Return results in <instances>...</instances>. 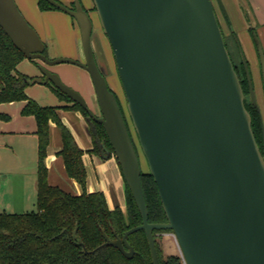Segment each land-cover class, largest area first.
<instances>
[{
    "label": "water",
    "instance_id": "1",
    "mask_svg": "<svg viewBox=\"0 0 264 264\" xmlns=\"http://www.w3.org/2000/svg\"><path fill=\"white\" fill-rule=\"evenodd\" d=\"M45 1L75 22L82 61L45 56L47 45L14 0H0V28L25 59L41 63V75L28 84L51 83L105 133L141 224L114 240L102 232L100 247H114L131 260L135 252L127 237L143 231L151 262L159 264L152 232L171 231L184 264H264V129L261 153L211 0H91L157 188L166 219L157 224L147 221L137 151L94 59L90 17L78 1L73 9ZM254 40L264 91V55ZM242 62L248 99L258 108L243 57ZM57 64L74 65L88 75L93 111L45 67Z\"/></svg>",
    "mask_w": 264,
    "mask_h": 264
},
{
    "label": "trees",
    "instance_id": "2",
    "mask_svg": "<svg viewBox=\"0 0 264 264\" xmlns=\"http://www.w3.org/2000/svg\"><path fill=\"white\" fill-rule=\"evenodd\" d=\"M38 9L41 12L58 11L45 0H38ZM43 54L47 55L46 50ZM23 59L25 58L22 53L12 45L0 28V103L24 102L20 114L33 117L37 140L35 210L24 214L0 213V264H152L143 231L127 237V243L135 252L131 260L125 259L114 247H100L104 243L102 232L110 240L121 238L124 232L141 224L140 214L126 186L124 212L120 208L110 210L102 193H85L86 173L81 160L83 152L61 124L57 108L42 107L26 96L25 88L30 80L16 73V67ZM244 85L243 92L247 96L246 81ZM53 89L59 100L72 103L69 109L80 111L88 119L92 130L93 152L105 154L104 157L112 155L101 125L93 122L78 104L73 103L54 87ZM244 106L250 115L251 130L262 153L264 125L260 111L249 99L244 101ZM0 120L8 121L9 117L0 114ZM50 122L59 130V156L64 173L81 188L82 193L79 196L47 182L44 159L49 143ZM140 183L147 206L148 223H165L152 177L148 173H141ZM162 232L172 233L156 230L152 232L159 264H184L178 256L162 257L156 243V235ZM77 241L83 244L86 252H83Z\"/></svg>",
    "mask_w": 264,
    "mask_h": 264
},
{
    "label": "crops",
    "instance_id": "3",
    "mask_svg": "<svg viewBox=\"0 0 264 264\" xmlns=\"http://www.w3.org/2000/svg\"><path fill=\"white\" fill-rule=\"evenodd\" d=\"M57 1L68 4L69 6L75 0ZM79 1L85 9H91L93 7L91 0ZM14 2L24 19L36 31L39 38L41 39V37H44L49 41L51 49L55 50L57 56L77 61L83 60L79 32L72 18L63 16V14H60L61 12L58 11L41 12L38 9V0H14ZM211 2L221 32L226 36H233L240 44L244 45L249 56L255 53L257 63H259L254 39L260 44L264 55V0H211ZM103 36V34L101 35L93 27L92 44L94 51L99 57L102 68L109 79L117 83V78H114L116 69L115 71L112 70L113 57H111V48H109L110 46L105 47L102 40ZM41 40L43 41V39ZM109 54L111 56H109ZM16 73L19 74L17 67ZM64 74H66L64 77L66 81L69 82L70 88L73 90L79 89L71 75L69 76L67 71H64ZM79 77L81 85V91H79L82 93H80V95L86 101L89 110L93 111L90 105L93 92L89 77L83 70L80 71ZM37 78H39V76ZM25 94L29 99L36 102L26 90ZM36 103L42 107L57 108V115L61 124L70 133L77 147L83 152L81 160L86 173L85 193H102L110 210H113L115 207L123 209V191L125 184L120 168L112 155L104 157L99 153L93 152L92 130L88 119L80 111L69 109L72 103L63 100H59V103L56 105L49 106L41 105L38 101ZM11 104H14V107L9 110H4L3 104L0 105V114L9 117L8 121L0 120V136L5 138L9 137L10 139L14 137L19 138V143L22 148H24L26 143L32 142L34 138L37 143L35 136L36 125L33 117L22 116L20 114L25 103L13 102ZM258 109L264 125V115L259 105ZM52 136L54 137V142ZM7 146L8 145L5 144V147ZM60 151L61 140L59 130L54 123L50 122L49 143L46 148V156L44 159V166L47 169V182L51 186H56L67 193L79 196L82 190L74 180L66 177L63 163L59 156ZM34 175L33 194H31L29 199V203L32 205L36 202L35 172ZM7 176H9V173H7ZM3 178L4 181L0 180V193L10 180L9 177L6 176ZM17 198L16 196V203Z\"/></svg>",
    "mask_w": 264,
    "mask_h": 264
},
{
    "label": "rangeland",
    "instance_id": "4",
    "mask_svg": "<svg viewBox=\"0 0 264 264\" xmlns=\"http://www.w3.org/2000/svg\"><path fill=\"white\" fill-rule=\"evenodd\" d=\"M57 2H59L64 6H68V4L62 3L60 1ZM60 14H63V16H68L62 12ZM95 16H94L93 27L102 35L103 34L102 30L100 28L97 18L95 19ZM222 35L226 50L228 52V55L232 63L236 67H239L240 62L242 61V57L246 60L255 100L257 106L259 105L260 109H262V114L264 115V93H263L264 91L262 87L261 71L259 68V63H257L255 53H252L249 56V54H247L246 52L245 46L240 44V42L237 41L233 36H226L224 33H222ZM41 39H43V41L46 43L48 47L47 50L49 51H47V54L50 59L64 58L56 55L55 50L51 49L50 43L46 38L41 37ZM102 40L105 47L106 46L109 47V43L105 36H103ZM94 54H95L96 63L100 71L101 72L103 71L102 73H105L100 63L99 57L95 52ZM109 56L111 55L109 54ZM65 59H69V58H65ZM40 64L41 63L39 61L32 62L27 59H23L17 65V71L21 76H24L28 80H31L41 75L39 70ZM45 67L47 68L48 71L57 74L61 79V81L66 86H69L68 84L69 82H67L66 78L64 77L66 75L64 74V71H67L69 73V76L71 75V77L75 80L79 88L75 91H77L79 94L81 93L80 92L81 85L79 80L81 69H79L74 65H69V64H57L54 66H49V67L45 66ZM112 70L115 71V64L113 62V59H112ZM115 77L117 78L116 79L117 83H114L112 80H110L107 74L105 73V79L107 81V84L109 85L110 89L113 90V93L116 95L118 99L119 106L123 114L125 123L127 125L130 137L137 151L141 173L146 174L148 172L147 165L139 149L137 138L126 110L125 98L116 72L114 74V78ZM25 90L36 100V102L38 101L41 105L49 106V105H56L59 103V100L54 92L53 85L51 83H48L46 85H38V84L28 85L25 88ZM0 105L2 104L0 103ZM12 107H14V104L3 103L4 110H9ZM52 138L54 142V137L52 136ZM19 142L20 139L16 137L10 139L9 137L5 138L0 136V180L4 181L3 177L5 176L9 177L10 179L6 185L4 184L5 186L3 187L2 192L0 193V213L24 214L35 210L36 202H34L32 205L29 203L30 201L29 199L31 194H33V185H34L33 183L35 180L34 172L36 173V167H37V143L34 138L32 142L26 143L24 145V148H22ZM5 144H7L8 146L5 147ZM112 157L114 156L112 155ZM7 173H9V176H7ZM123 195H124L123 196L124 205L121 211L124 212L125 185H124ZM16 196L18 197L17 203H16ZM20 201H22L23 203ZM156 243L161 251L163 258L167 256H178L182 259L179 246L172 233H168V232L158 233L156 235Z\"/></svg>",
    "mask_w": 264,
    "mask_h": 264
},
{
    "label": "flooded vegetation",
    "instance_id": "5",
    "mask_svg": "<svg viewBox=\"0 0 264 264\" xmlns=\"http://www.w3.org/2000/svg\"><path fill=\"white\" fill-rule=\"evenodd\" d=\"M75 1H78V2H79V4H80V6L82 7V9L86 11V13L88 14V16H89L90 19H91V22H92V32H91V39H92V40H91V42L93 43V26H94V16H95L94 9H93V7H92L91 9H85V8L82 6V4L80 3L79 0H75ZM74 3H75V2H73L72 4H70L68 7L73 9V7H74ZM95 19H96V16H95ZM92 43H91V45H92V51H93L94 49H93V44H92ZM94 52H95V51H93V55H94V59H95V54H94ZM95 62H96V60H95ZM231 62H232V61H231ZM96 65H97V63H96ZM232 65H233V67H234L235 73L237 74V76H238V78H239V82H240V84H241V87L243 88V91H244V87H245L244 82L246 81V76H245V71H244V67H243V62H242V61L240 62L239 67H236L233 63H232ZM97 67H98V65H97ZM98 68H99V67H98ZM243 72H244V74H243ZM243 75H244V77H243ZM246 87H247V91H248L247 82H246ZM243 94H244V99H245V101L248 100V95L246 96V95H245V92H243ZM257 109H258V108H257Z\"/></svg>",
    "mask_w": 264,
    "mask_h": 264
}]
</instances>
